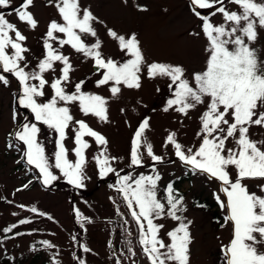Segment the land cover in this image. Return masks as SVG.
I'll list each match as a JSON object with an SVG mask.
<instances>
[{
	"label": "snow or ice",
	"instance_id": "1",
	"mask_svg": "<svg viewBox=\"0 0 264 264\" xmlns=\"http://www.w3.org/2000/svg\"><path fill=\"white\" fill-rule=\"evenodd\" d=\"M48 2L56 8L60 19L49 21L43 37V58L30 70L26 56L30 49L25 46L27 37L0 12V70L11 74L18 82V105L30 110L36 122L57 134L54 164H50L44 147L38 141L40 128L37 123L18 125L9 134L10 137L25 146L27 164L39 170L45 185L57 180L58 177L50 170L54 167L76 188L83 187L86 178L85 150L89 148V143L84 137L93 138L100 146L99 155L94 157L99 175L103 177L116 173L117 191L123 195L126 207L137 224L139 245L149 264H190V227L193 222L182 215L186 211L184 197L169 183L163 201L158 198L157 182L161 179L158 174L121 176L112 167L117 158L108 155L107 138L85 121L74 120L67 106L78 104L85 116L92 115L102 122H109L107 100L100 95L83 92L84 81L75 84L73 92L66 90L65 85L70 82V73L74 69L70 57L60 49L68 46L86 59H91L93 68L99 74L96 86L109 85L111 95L117 97L121 86L128 89L141 87V73L146 61L137 35H120L108 28L107 35L130 58L123 62L106 58L102 52L103 42L94 27L103 21L93 14L90 6L83 7L80 0ZM124 2L127 3V0ZM227 3L238 6L239 10H229L226 0H190L194 14L201 21L200 31L190 35L203 36L206 40V61L202 71L192 73L189 80L180 65L152 62L146 65L147 76L149 79L166 77L170 81L171 97L166 101L164 112L172 109L188 116L197 105L205 106L199 116L200 127L196 133L199 145L185 148L179 142L177 133L169 132L164 147L171 146L174 155L192 174H205L219 182V193L214 194V198L224 212L221 227L229 226L231 229L228 243L221 247L224 264H264V252L258 249V246L264 245V195L251 192L244 183L248 179L264 181V141L257 142L249 136L253 125L264 127V61H260L255 49L250 47L256 40L257 27L264 28V3H257L256 0H227ZM32 6L34 0H22L13 12L20 22L35 30L39 22L29 10ZM10 7L11 0H0V9ZM197 8L212 11L210 16H201L195 11ZM139 10L147 11L144 8ZM217 14L223 18L220 24H214L210 18ZM86 37L95 40L89 44ZM57 65H60L59 75L49 82L45 73L56 72ZM0 82L9 86V80L4 75H0ZM46 86L52 89L53 94L46 102H40L38 98L46 95ZM16 116L14 112V121ZM149 120L148 117L143 118L133 134L130 166H142L145 153L154 164L163 160L147 142L145 133L150 129ZM73 123L77 125L73 129L74 162L69 160L64 144L66 130ZM229 141H234V147L228 146ZM259 188L264 193V183ZM31 211L36 212L37 209L32 208ZM76 215L80 216V213ZM165 216L178 222L167 232V243L160 236L164 225L153 222ZM19 223L29 221L21 220ZM16 227L14 224L3 231L12 232ZM40 243L47 248L55 247L46 240ZM84 251L90 249L84 247Z\"/></svg>",
	"mask_w": 264,
	"mask_h": 264
},
{
	"label": "rangeland",
	"instance_id": "2",
	"mask_svg": "<svg viewBox=\"0 0 264 264\" xmlns=\"http://www.w3.org/2000/svg\"><path fill=\"white\" fill-rule=\"evenodd\" d=\"M21 2L11 0V7L0 9V12L27 37L25 46L30 49L26 53L30 70L43 58V37L49 21L60 18L48 0H34V6L29 10L39 24L32 30L20 22L13 12ZM256 2L264 3V0ZM80 3L83 7L90 6L93 14L103 21L94 27L103 42L102 52L106 58L119 62L130 58L107 35V29L112 28L120 35H137L146 64L141 73V87L128 89L121 86L119 96L113 97L109 85L96 86L99 74L93 73L95 69L91 59H86L68 46L60 49L70 57L74 69L70 73V82L65 85L66 90L73 92L75 84L84 81L83 92L100 95L107 100L109 122H102L92 115L85 116L78 104L67 105L74 120L85 121L107 138L108 155L117 158L112 162V167L121 176L158 174L161 177L157 182L158 198L163 201L169 183L184 197L186 211L182 215L193 222L190 227V264H224L221 247L228 243L231 229L229 226L221 227L224 212L214 198V194L219 193V182L205 174H192L174 155L171 146L164 147L169 132H176L185 148L198 146L196 133L200 127L199 116L205 106L197 105L188 116L172 109L164 112L166 101L171 97L168 88L170 81L166 77L149 79L146 67L152 62L180 65L191 80V74L202 71L206 61V40L203 36L190 35L200 31V24L191 13L188 14L183 0H127V3L124 0H80ZM226 7L231 11L239 10L238 6L227 3V0ZM140 8L147 11H140ZM160 20L163 22L157 29L155 22ZM169 21L172 23V34L164 35L161 30L169 29ZM211 21L220 24L223 18L217 14L211 16ZM256 31V40L250 47L255 49L259 60L264 61V28L257 27ZM94 40L93 37H86L89 44ZM59 67L57 65L56 72L45 73L49 82L59 75ZM0 75L9 80V86L0 82V264H54V261L55 264H149L139 245L137 224L126 207L123 195L117 191L116 173L103 177L99 175L94 157L99 155L100 146L93 138L84 137L89 148L85 150L87 162L83 187L76 188L69 184L54 167L50 170L58 178L45 185L39 170L27 164L24 145L13 140L9 134L20 124L37 123L40 128L38 141L44 147L50 164H54L57 134L36 122L30 110L18 105L20 89L15 78L2 70ZM45 92L44 97L38 98L40 102H46L53 94L47 86ZM14 112L17 114L15 121ZM145 117L150 118V129L145 133L147 142L152 144L154 153L163 160L154 164L145 153L142 166H130L131 139ZM76 127L75 123L69 126L64 141L68 158L73 162L76 159L72 151L75 148L73 129ZM249 136L254 141H264V127L253 125ZM228 146L234 147V141H229ZM244 183L251 192L264 195L259 188L264 181L248 179ZM199 202L213 208L198 207ZM32 208L37 211L32 212ZM77 212L80 216L76 215ZM21 220L29 223L20 224ZM153 222L164 225L160 236L167 243V232L175 228L178 222L167 216ZM14 224L17 227L12 232L3 231ZM45 240L55 247L47 248L40 243ZM84 247L90 251L85 252ZM258 249L264 252V245L258 246Z\"/></svg>",
	"mask_w": 264,
	"mask_h": 264
},
{
	"label": "flooded vegetation",
	"instance_id": "3",
	"mask_svg": "<svg viewBox=\"0 0 264 264\" xmlns=\"http://www.w3.org/2000/svg\"><path fill=\"white\" fill-rule=\"evenodd\" d=\"M183 1L185 2V5H186V9H187L188 14L190 15V13H192L193 18H194L199 24H201L200 19H198L197 16L194 14V11H193V9H192V7H191V5H190V0H183ZM195 11H196V12H199L201 16H210V13H211L212 10H210V9H198V10L195 9ZM162 22H163V20H160V21H156V22H155V23L158 24L157 29H160ZM154 25H155V24H154ZM171 26H172V23L169 21V29H168V30H166V29H162V30H161V31H162V34L165 35V33H166V34H168V35H171V34H172ZM92 63H93V61H92ZM93 73L98 74V73H96V72H93ZM24 148H25V146H24Z\"/></svg>",
	"mask_w": 264,
	"mask_h": 264
},
{
	"label": "trees",
	"instance_id": "4",
	"mask_svg": "<svg viewBox=\"0 0 264 264\" xmlns=\"http://www.w3.org/2000/svg\"><path fill=\"white\" fill-rule=\"evenodd\" d=\"M198 204H199V205H204V208L209 209V210H211V208H213V207H210L208 204H205V203H203V202H199ZM214 212H215V211H214ZM215 220L218 221V219H216V218H215ZM219 220H220V219H219ZM219 223H220V222H219Z\"/></svg>",
	"mask_w": 264,
	"mask_h": 264
},
{
	"label": "water",
	"instance_id": "5",
	"mask_svg": "<svg viewBox=\"0 0 264 264\" xmlns=\"http://www.w3.org/2000/svg\"><path fill=\"white\" fill-rule=\"evenodd\" d=\"M95 71H96V69H95Z\"/></svg>",
	"mask_w": 264,
	"mask_h": 264
}]
</instances>
